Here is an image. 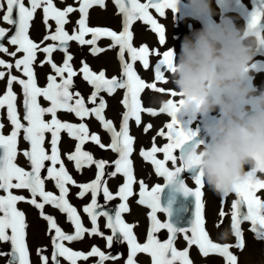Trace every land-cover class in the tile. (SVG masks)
Here are the masks:
<instances>
[{
    "label": "snow or ice",
    "instance_id": "obj_1",
    "mask_svg": "<svg viewBox=\"0 0 264 264\" xmlns=\"http://www.w3.org/2000/svg\"><path fill=\"white\" fill-rule=\"evenodd\" d=\"M30 7H26L25 0H2L0 2V20L13 28L0 26V53L16 57L18 53L23 54L15 60V63L6 62L0 59V67L8 70L6 92L0 95V109L6 107L7 117L11 122L12 130L10 134L5 135L0 131V190L6 195H0V243H8L11 245L10 251H0V257H8L6 264H31L29 258L28 245L25 242L27 224L25 222V213L18 210L17 203L25 201L23 195L13 194V189H26L31 194L28 203L40 210V215L47 221L48 234L51 236V245L53 251L51 260L54 264H61L59 258L77 264L78 261H88L90 257H97V264H105L109 259L117 260L119 255L112 256L106 254L97 246H92L87 253L83 251H74L70 247L65 246V241H79L83 239L85 233L93 236L103 237L107 242V247L113 246L114 240L118 242H126L129 247V254L125 264H136V256L138 253H147L152 258V264H193L189 258V251L177 250L175 240L178 233H183L184 240L187 241L188 247L198 246L200 253L207 257L210 253L219 254L225 258V264H237V256L230 251V248L236 247L243 250L245 246L244 234L241 230V224L244 221L250 222L249 231L255 234L257 240H264V199L257 193L264 190V180L257 179V171L250 170L247 178L236 183L230 192H234L238 197L231 203V211L226 212L223 207L218 212L219 220L214 223L216 228H220L224 224V218L230 217V228L233 235L237 239L235 245L229 243L214 242L205 228L204 217V201L203 188L205 181L203 173L197 172L194 168L186 166L182 163V156H177V151H183L184 145L196 136L195 132L185 130L177 118L179 105L173 99L166 105L159 107V113H167L171 117V122L165 125L167 132L161 128L158 135L166 136L167 143L163 147H157L155 137L152 139L150 150H141L140 155L150 161L155 166L158 176L165 177L168 184L177 182V178L181 174L190 170L194 173L192 179L195 182V189L189 187L183 180L179 181L178 190L183 192L185 196L195 198V218L190 227L177 228L171 222V207L164 208L161 205V193L164 187L155 184L149 187L144 181H140L139 201L141 205H147L151 212L149 213L151 220L150 230L147 232V242L139 243L137 236L134 234V224L126 223L123 213L129 211L128 199L133 195V184L136 178L133 174V161L130 159L133 153L134 138L129 134V121L134 118L135 123L140 125L141 113L147 112L152 116L158 113L151 105L159 104L160 98L156 96H147L146 102L149 107L145 108L141 101V94L145 90H152L155 93H165L166 89L158 86L156 82L167 84L170 74L175 70L173 66V50L163 52L155 51L154 55L158 57L155 63L156 82H146L137 74L134 65L137 61L141 62L144 69L149 68L150 50L147 45L139 48L133 46L132 26L136 21H143L144 24L150 25L151 29L158 34L159 43H165V28L153 18L149 9H155L160 16L165 14V9H175L174 0H147L141 3L140 0H114L118 7V12L123 14V31L117 33L111 29L89 27V9L93 5L105 6V0H81L78 9L68 6L61 10L56 6L53 0H29ZM43 6L44 23L49 29V34L45 35L43 41L51 40L59 42L52 43L44 47L35 42L29 36L30 21L33 20L37 9ZM78 11L81 16L76 21L73 28V34H69L65 30V26L69 23L68 16L70 13ZM14 12L16 13L14 17ZM264 16V10H257L250 20L251 27H258L261 17ZM49 20L55 22V28ZM91 34V39H85V36ZM101 37L110 38L112 44L110 48L119 47L118 59L122 65V78L113 76L107 78L102 70L98 74L92 71L87 63H83L80 72L83 79L94 87L89 102L95 107H88L85 98L80 92L73 93L70 88L73 85V77L78 73L73 69L71 61L73 55L68 51V42L76 41L79 45H91L90 51L93 55L99 54L106 49L97 47V41ZM8 45L16 46L14 51H9ZM41 41V43H43ZM60 49L65 58L62 66H57L52 60V55L57 49ZM37 50L46 54V60L41 62L48 63L54 70L55 75L47 76L46 87H40L37 84V78L33 69L36 61ZM130 55L131 62L125 60V53ZM13 67L23 72L26 79H22L17 75L11 74ZM65 73L67 76L65 77ZM6 72L0 71V80L5 78ZM60 82H57V78ZM16 83L22 87L23 92V108L25 115L22 123L20 115L17 112V94L13 91V84ZM117 89H125L122 103L127 111L123 114L122 127L117 131L111 120L105 118L104 110L106 102L101 92H107L109 95L116 92ZM171 97H177L174 91H170ZM50 102V106L42 107L39 98ZM99 97V104L97 98ZM183 102L180 101V104ZM63 110L68 113H74L81 121L85 118L95 116L101 122L102 127L111 135V143L107 145L114 153L118 154V158L114 160V171L108 173L109 178L122 174L125 178L124 183L119 186L118 191L113 194L109 190L107 180H105V168L107 161L94 159L93 155L84 150V145L92 141L101 149L106 145L101 142L98 134H90L89 126L86 123H70L63 122L57 118V112ZM50 114V119L44 117ZM5 127L0 123V130ZM153 125L148 123L143 129L149 131ZM23 131V139L30 144L29 149L22 151L23 156L30 164V170L18 166L17 145ZM66 132L68 136L77 143L73 152L66 153L67 160L74 162L77 171L84 167L95 165L97 173L95 179L88 183L77 184V181L69 174L65 167L64 160L61 159L60 141L61 133ZM46 134H50V149L45 148ZM163 152L164 159H157V153ZM50 162V166L46 169V176L42 177V170L45 169V162ZM171 162L176 165L174 170L167 165ZM59 165V167H57ZM53 181L54 187L58 189L59 194H54L51 190H46L45 183ZM69 185H74L80 189L76 195L83 198L86 194L91 193V202L83 207V212L88 215L91 221V229L85 227L82 222L81 215L68 199ZM103 194L104 204L98 202L97 197ZM229 193H225L227 197ZM37 197L40 198L38 201ZM117 197L122 201L119 203L114 213L106 210L108 202L115 200ZM223 203V201H222ZM51 205L55 209H59L62 213L67 214V220L74 226V234H68L58 225L57 219L53 215H46L44 208ZM166 213L168 219L161 222L157 213ZM100 217H106V228L111 230V234L105 236L100 230L98 220ZM166 229L170 234L165 242H161L156 233ZM54 231V235H52ZM222 231L221 233H223ZM221 239V234L220 237ZM222 240V239H221ZM43 250L37 249V256L41 264H49V256L42 254Z\"/></svg>",
    "mask_w": 264,
    "mask_h": 264
},
{
    "label": "rangeland",
    "instance_id": "obj_2",
    "mask_svg": "<svg viewBox=\"0 0 264 264\" xmlns=\"http://www.w3.org/2000/svg\"><path fill=\"white\" fill-rule=\"evenodd\" d=\"M2 2V0H0ZM58 8L61 10L65 9L68 6H72L76 9L79 8L81 0H53ZM141 3H146L147 0H140ZM26 7H30L29 0H25ZM213 8L219 13L223 10L226 14L235 18V22L238 26H245L250 22L252 15L259 9L264 10V0H220L219 6L217 5L216 0H213ZM153 18L157 20L158 23L162 24L165 28V43H159V36L155 33L150 25L144 24L143 21H136L132 26L133 32V46L141 47L147 45L150 50L149 56V68L144 69L141 62L137 61L134 65L137 70V74L141 76L146 82H156L155 77V63L158 62V57L154 55L155 51H161L162 54L168 50H174L177 54L180 52L181 42L183 41L186 35H189L192 30L201 28V23L196 19H191L190 17V7L187 3V0H183L178 9L168 8L165 9V14L160 16L155 9H149ZM2 15V13H0ZM16 13L14 12V17ZM167 15V16H166ZM81 14L76 11L70 13L68 16L69 23L65 26V30L69 34H73V28L76 26V21L80 18ZM166 16V17H164ZM183 16V17H182ZM169 17V18H168ZM171 17V19H170ZM176 18V19H175ZM178 19V20H177ZM175 20V21H174ZM215 20L219 21L220 16L217 15ZM48 23L52 25V30L55 28V22L49 20ZM170 23V24H169ZM172 23V24H171ZM29 36L35 42L44 47L48 44L59 42H53L51 40L43 41L45 35L49 34V29L44 23V14L43 6L37 9L34 14V18L30 21ZM0 26L13 28L14 27L3 23L0 20ZM89 27H99L107 28L117 33L123 31V14L118 12V7L115 5L114 0H105V6L102 8L99 5H93L89 9ZM174 26V27H173ZM264 26V16L261 17L260 24L258 27ZM188 33V34H187ZM85 39H91V34L85 36ZM43 41V43H41ZM5 46L9 47V51H14L16 46L8 45L6 41L4 42ZM112 44L110 38L101 37L97 41V47L106 49L99 54L93 55L90 49L91 45H79L76 41L68 42V51L73 55V60L71 61L73 69L78 73L73 77V85L70 88V91L73 93L80 92V94L85 98V103L88 107H95L89 102V97L94 91V87L90 85L87 81L83 79V74L80 72V69L83 66V63H87L90 69L97 74L100 71H104L107 78H112L116 76L117 78H122V65L118 59L119 47L110 48L109 45ZM23 54L18 53L16 57L9 56L4 53H0V59H4L6 62L15 63V60L20 58ZM65 58L64 53L58 48L52 55V60L57 66H62L63 60ZM256 59L258 61H264V53L259 54ZM46 60V54L37 50L36 61L33 64V69L36 74L37 84L40 87H46L47 76L55 75L54 70L51 68V65L48 63L41 62ZM125 60L131 62L130 55L125 53ZM259 67L264 69V63L260 64ZM0 71H5L6 75L3 80H0V95H3L6 92L8 70L0 67ZM11 74L17 75L22 79L24 77L21 70H17L13 67ZM253 75L255 79L253 83L260 87L264 88V70L259 72H254ZM67 73H65V77ZM57 82H60V78H57ZM158 86H162L166 89L165 93H155L152 90H145L141 94V101L145 108L149 107L146 102L147 96H156L158 98L173 99L175 102L178 101L177 97H171L170 91L174 88V84L170 83L163 84L162 82H156ZM13 91L17 94V112L20 115L21 122L27 123L23 120L25 115V110L23 108V92L22 87L16 83L13 84ZM126 90L117 89L115 93L109 95L107 92H101L100 96H103L106 102V108L104 110L105 118L111 120L119 131L122 127L123 114L127 111L124 107L122 100ZM42 107L50 106V102L45 101L42 97L39 98ZM97 104H99V97L97 98ZM157 111L156 116H152L147 112L141 113V123L137 125L134 118L129 121V134L134 138L133 143V153L130 159L133 161V174L136 178V183L133 184V195L128 199L129 211L123 213V218L126 223L134 224L133 229L134 234L137 236V241L139 243L147 242V232L151 227V220L149 213L151 209L147 205H141L139 201V191L140 184L142 180L149 187L159 184L161 186L167 185L164 187L163 192L161 193V205L164 208L171 207L172 216L171 222L177 228H187L191 226V223L195 218V198L192 196H185L183 192L178 190L179 181L183 180L189 187L195 189L196 185L192 179L194 173L190 170L184 171L180 177L177 178V182L174 184H168L165 177L158 176L155 171V166L151 164L150 161H146L141 155L140 151L150 150L152 146V139L155 137V144L157 147H163L166 144V136L161 137L158 135V132L161 128H164L165 132L167 129L165 125L171 122V117L167 113H159V107L161 104L151 105ZM148 115V116H147ZM212 116H216V113H212ZM46 120H49L50 114L44 117ZM57 118L63 122L70 123H86L89 126L90 134H98L101 137V142L106 145V148L101 149L94 142L89 141L84 145V150L90 152L94 159L105 160L107 165L105 168V180H107L109 190L115 194L118 191L119 186H121L125 178L122 174H117L116 177L109 178L108 173L114 171V160L118 158V154L114 153L110 148L107 147L111 143V135L103 127L100 121H98L95 116L85 118L81 121L74 113H68L63 110L57 112ZM178 119L180 124L184 127L185 130L195 132V139H206L205 133L203 131V119L193 120L191 117H182L178 114ZM0 123H3L5 127L0 130L5 135L10 134L12 130L11 122L7 117L6 107L0 109ZM148 123H151L153 127L149 131L145 132L143 129L147 126ZM23 131H21L20 138L17 145V159L16 163L18 166L24 167L26 170H30V164L27 159L23 156L22 151L30 148V144L23 139ZM50 134H46L45 148L50 149L49 145ZM77 141L70 138L66 132L61 133L60 141V153L61 159L64 160L65 167L67 168L69 174L77 181V184L88 183L95 179L97 169L95 165L91 167H84L81 170L77 171L75 169L74 162L68 161L66 153L73 152L75 144ZM184 151V149H183ZM183 151L178 150L177 156L180 157ZM157 159H164V153H157ZM50 166V162H45V169L42 170V177L46 176V169ZM170 169L175 168L176 165H172L171 162L167 165ZM59 167V165H57ZM257 179L264 180V172L257 171ZM69 191V202L77 208V211L81 215L82 222L85 227L91 229V221L86 213L83 212V207L91 202V193L86 194L83 198H79L76 193L80 191L74 185L68 186ZM46 190H51L54 194H59L58 189L54 187L53 181H47L45 183ZM204 196V217H205V228L209 232L210 238L214 242L218 243H229L235 245L237 239L233 234H230L227 240H221L220 234L222 231L231 230L230 228V217L226 216L224 218V224L218 229L214 226V223L219 220L218 212L221 207L224 208L226 212L231 211V203L238 197L234 192H229L227 197L224 194H219L212 191L205 183L203 188ZM13 194L25 196V201H20L17 203L18 210H21L25 213V222L27 224L26 228V237L25 242L28 245L29 249V258L31 264H41L39 257L37 256V249L40 248L43 250L42 254L49 256V264H54L51 260V253L54 250L51 245V236L48 234V224L42 216L40 215V210L36 209L35 206L27 202L31 199V194L26 189H13ZM0 195H6L3 190H0ZM257 195L264 199V190H260ZM38 201L40 200L37 197ZM98 202L104 204L103 194L101 193L98 197ZM223 201V203H222ZM122 201L117 197L115 200L110 201L106 205V210L110 213H114L116 206ZM44 213L46 215H53L58 222V225L68 234H74V226L67 220V214L62 213L59 209H55L51 205H46L44 208ZM158 219L161 222H165L168 219L166 213L158 212ZM106 217H100L98 224L100 230L104 232L105 236L111 234V230L106 228ZM250 222L244 221L241 224V230L244 234L245 246L243 250L239 248L232 247L230 251L237 256V264H264V240H257L255 234L249 231ZM54 235V231L52 233ZM161 242H165L169 233L166 229L160 230V232L155 234ZM183 233H178L175 246L177 250L183 251L188 249L189 258L192 259L193 264H225V258L219 254L210 253L207 257L203 256L198 246L188 247L187 241L183 238ZM65 246L70 247L74 251H83L87 253L91 250L92 246L99 247L102 251H105L106 254H111L112 256L119 255V259L112 260L109 259L105 261V264H125L127 256L129 254V247L126 242H118L114 240L113 246L111 248L107 247V242L103 237L93 236L89 233H85L83 239L79 241L68 242L65 241ZM11 245L8 243H0V251H10ZM8 257H0V264H6ZM61 264H70V262L64 260V258H59ZM136 264H152V258L147 253H138L136 256ZM97 257H90L88 261H78L77 264H97Z\"/></svg>",
    "mask_w": 264,
    "mask_h": 264
},
{
    "label": "clouds",
    "instance_id": "obj_3",
    "mask_svg": "<svg viewBox=\"0 0 264 264\" xmlns=\"http://www.w3.org/2000/svg\"><path fill=\"white\" fill-rule=\"evenodd\" d=\"M182 2L174 0L175 8ZM187 3L189 18L202 26L184 37L178 54L173 50L169 81L178 98L177 118L203 119L206 139L187 142L182 163L202 172L212 191L225 194L250 170H264V88L253 83V73L264 70L259 67L264 61L256 59L264 53V26H238L234 17L213 8V0ZM230 234L225 230L221 239Z\"/></svg>",
    "mask_w": 264,
    "mask_h": 264
},
{
    "label": "bare ground",
    "instance_id": "obj_4",
    "mask_svg": "<svg viewBox=\"0 0 264 264\" xmlns=\"http://www.w3.org/2000/svg\"><path fill=\"white\" fill-rule=\"evenodd\" d=\"M167 16V15H166ZM166 16H164V17H166ZM183 17V16H182ZM169 18V17H168ZM170 19H171V17H170ZM176 19V18H175ZM178 20V19H177ZM175 21V20H174ZM170 24V23H169ZM172 24V23H171ZM174 27V26H173ZM188 34V33H187ZM148 116V115H147Z\"/></svg>",
    "mask_w": 264,
    "mask_h": 264
}]
</instances>
